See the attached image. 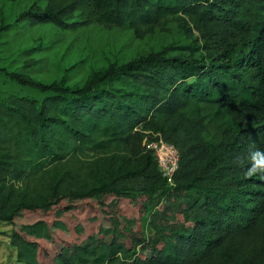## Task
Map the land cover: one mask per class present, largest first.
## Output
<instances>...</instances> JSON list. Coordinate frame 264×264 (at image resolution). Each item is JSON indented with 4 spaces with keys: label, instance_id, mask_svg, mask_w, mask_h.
Instances as JSON below:
<instances>
[{
    "label": "trees",
    "instance_id": "16d2710c",
    "mask_svg": "<svg viewBox=\"0 0 264 264\" xmlns=\"http://www.w3.org/2000/svg\"><path fill=\"white\" fill-rule=\"evenodd\" d=\"M34 1L45 6L27 7L17 21L61 28L97 22L141 35L180 13L210 50L201 59L164 50L141 55L82 87L9 73L44 96L0 105V220L55 211L51 219L10 229L16 258L23 264H264V178L245 176L249 153L264 151V0H252L253 8L243 0ZM154 133L178 150L172 184L144 144ZM86 148L126 155L131 167L88 183L75 163ZM66 160L72 168L50 178L48 165ZM107 196L114 207L120 199L137 205L140 224L121 223L118 212L101 205ZM92 198L97 229L81 240L58 239L68 232L63 213Z\"/></svg>",
    "mask_w": 264,
    "mask_h": 264
},
{
    "label": "rangeland",
    "instance_id": "374dc122",
    "mask_svg": "<svg viewBox=\"0 0 264 264\" xmlns=\"http://www.w3.org/2000/svg\"><path fill=\"white\" fill-rule=\"evenodd\" d=\"M251 1L243 0L242 3L253 8ZM36 6L44 7L45 2L0 0L1 107L12 102L16 96L36 100L44 96V92L37 87L20 82L9 73L15 72L34 81H56L68 87H82L100 74L108 70H118L141 55L164 50L166 54L201 59L210 50L204 45L199 32L187 27L186 16L180 13L164 17L141 35L136 34L130 27L105 26L97 22L75 28H61L52 22L30 25L28 22L16 20L22 10ZM110 83L121 84L119 79H113ZM155 138L153 134L147 141ZM151 151L153 153L152 148ZM73 163L72 160L52 162L48 165L50 178H59L67 169L72 168ZM75 163L81 167V179L84 178L88 183L105 181L109 176L131 167V161L126 155L116 154L114 151L97 152L90 148H86ZM111 200L112 196H107L101 205L109 204L106 208L111 214L118 212L121 223L130 220L128 223L131 226L140 224L136 217L139 214L137 205L120 199L118 206L114 207ZM97 204L98 201L94 198L81 200L75 209L63 213L61 217L68 224V232H58L56 237L62 242L76 241L96 230ZM54 216L55 211L52 208L43 213L25 212L12 223L0 220V264H23L16 258L15 247L9 243L8 233L14 225L39 217L51 219ZM78 226L81 227L80 231ZM143 226L145 234L151 233L152 230L146 224Z\"/></svg>",
    "mask_w": 264,
    "mask_h": 264
},
{
    "label": "built area",
    "instance_id": "2783aa9c",
    "mask_svg": "<svg viewBox=\"0 0 264 264\" xmlns=\"http://www.w3.org/2000/svg\"><path fill=\"white\" fill-rule=\"evenodd\" d=\"M153 141L144 139V144L151 147L155 154L158 167L169 184L173 183V173L177 167L178 150L173 143L164 140L159 133H154ZM153 145V147L151 146Z\"/></svg>",
    "mask_w": 264,
    "mask_h": 264
},
{
    "label": "clouds",
    "instance_id": "9594fccd",
    "mask_svg": "<svg viewBox=\"0 0 264 264\" xmlns=\"http://www.w3.org/2000/svg\"><path fill=\"white\" fill-rule=\"evenodd\" d=\"M249 161L245 176L251 178L259 175L264 178V151L260 149L251 151L249 153Z\"/></svg>",
    "mask_w": 264,
    "mask_h": 264
}]
</instances>
